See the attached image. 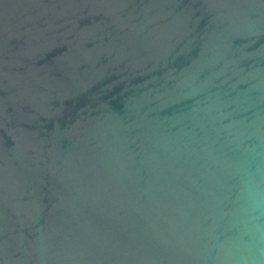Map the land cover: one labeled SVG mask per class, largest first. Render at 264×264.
Instances as JSON below:
<instances>
[{"label": "water", "instance_id": "95a60500", "mask_svg": "<svg viewBox=\"0 0 264 264\" xmlns=\"http://www.w3.org/2000/svg\"><path fill=\"white\" fill-rule=\"evenodd\" d=\"M0 264H264V0H0Z\"/></svg>", "mask_w": 264, "mask_h": 264}]
</instances>
